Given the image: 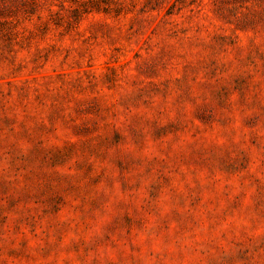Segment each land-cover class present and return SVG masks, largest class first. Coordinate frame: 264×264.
Masks as SVG:
<instances>
[{
	"label": "rangeland",
	"instance_id": "374dc122",
	"mask_svg": "<svg viewBox=\"0 0 264 264\" xmlns=\"http://www.w3.org/2000/svg\"><path fill=\"white\" fill-rule=\"evenodd\" d=\"M0 264H264V0H0Z\"/></svg>",
	"mask_w": 264,
	"mask_h": 264
},
{
	"label": "trees",
	"instance_id": "16d2710c",
	"mask_svg": "<svg viewBox=\"0 0 264 264\" xmlns=\"http://www.w3.org/2000/svg\"><path fill=\"white\" fill-rule=\"evenodd\" d=\"M6 24H8V28H7V34H17V31H16V29L14 28V24L12 23V21H6L5 22Z\"/></svg>",
	"mask_w": 264,
	"mask_h": 264
}]
</instances>
